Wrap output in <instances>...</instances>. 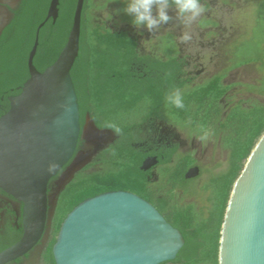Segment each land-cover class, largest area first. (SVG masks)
Here are the masks:
<instances>
[{"label": "water", "instance_id": "95a60500", "mask_svg": "<svg viewBox=\"0 0 264 264\" xmlns=\"http://www.w3.org/2000/svg\"><path fill=\"white\" fill-rule=\"evenodd\" d=\"M20 0H0L14 8ZM59 0H50L45 20L35 31L27 55L28 78L9 98L0 117V188L23 204L22 236L0 252V264L27 253L47 225V183L69 162L56 182L57 191L85 167L110 130L98 129L87 115L80 130L77 96L70 69L78 55L83 0H76L66 42L43 71L33 65L38 31L58 16ZM10 12L0 5V33ZM79 138L93 149L75 153ZM198 174L193 167L185 174ZM184 244L181 233L149 203L124 191H110L77 204L61 222L51 248L54 264H161L174 260ZM218 264H264V133L235 179L223 214Z\"/></svg>", "mask_w": 264, "mask_h": 264}, {"label": "trees", "instance_id": "16d2710c", "mask_svg": "<svg viewBox=\"0 0 264 264\" xmlns=\"http://www.w3.org/2000/svg\"><path fill=\"white\" fill-rule=\"evenodd\" d=\"M48 3L49 0H21L11 22L12 33L7 41L5 58L15 67L14 79L19 85L28 78L27 55L37 26L45 20ZM75 3L76 0H59L56 20H46L39 29L32 62L38 71L51 65L65 44ZM173 5L169 0V6ZM86 7L83 2L78 55L70 69L79 117L81 120L88 111L98 126L115 130L120 135V142L107 152L109 156L102 158L107 164L102 172H78L66 186L54 214L53 234L65 215L82 200L107 190L129 189L138 183L141 178L137 166L142 157L130 146L131 129L145 119L174 116L189 126L211 127L220 134L221 146L227 150V163L223 172L211 176L203 186L208 192L204 216L200 217L192 205L173 208L165 215L181 233L184 244L174 260L161 264H218L219 232L226 203L249 153L264 133V104L250 103L244 107L236 103L221 117L223 109L219 101L230 86L221 83L222 75L219 74L182 90L184 107L176 108L166 97L174 89L182 88L184 83L180 79L182 65L174 55L170 36L166 38L165 47L169 50H165L164 60L141 56L125 32H110L92 26ZM260 15L263 25L258 46L245 49L256 54H244L241 60L235 61L237 52L233 46L228 69L264 62V6ZM258 89L264 95V81ZM182 164L176 165L175 178L182 176ZM48 260L53 264L51 256Z\"/></svg>", "mask_w": 264, "mask_h": 264}, {"label": "flooded vegetation", "instance_id": "af4514ba", "mask_svg": "<svg viewBox=\"0 0 264 264\" xmlns=\"http://www.w3.org/2000/svg\"><path fill=\"white\" fill-rule=\"evenodd\" d=\"M83 2L87 6L86 11L88 13L89 23L92 26L102 28L103 30H109L110 32H125L134 41L136 52L141 56H148L150 58H158L164 60L166 58L165 50L169 49V47L166 48L165 45L168 41V36H170L169 38L174 46V55L182 65V75L180 76V79L184 83V85L182 88H179L180 92L182 90L197 86L192 84L195 76L197 75H192L187 68V60L190 58L186 57L185 53L182 52L181 46L176 42L175 38L171 34L155 33L152 31V29L149 30L148 28H146L144 24H133L134 14L128 13L126 11L127 5L131 2V0H83ZM205 2L206 0L200 1L202 5H205ZM20 3L21 0L14 8H11L5 4H0L10 12V20L0 33V117L9 109V98L17 95L20 92V88L22 86L19 85L14 79L16 72L15 67L13 68L12 63L10 64V61L7 62V59L5 58L7 41H9L12 33H10L11 22L15 17L16 11L19 9ZM122 5H124L125 8H123ZM112 6L115 7V12L119 13L117 16V20H119L118 23H115L114 20H112V23L106 20L92 22V11L98 9L105 10L109 9ZM171 8L176 9L175 5L168 7V9ZM125 14H129V16L131 15L130 17L132 18L127 19L125 17ZM199 26L205 29L208 33H211L213 32V28L215 27V22L211 20L209 16H206L205 20H201L199 22ZM142 34H151L152 37H156V42H154V45L152 46V49L154 51L145 49L141 40ZM230 70L226 68L220 73L222 75L221 83L225 86L227 85L224 84V77L225 74ZM16 92L18 93L16 94ZM225 97L226 95L219 101L222 105V109L225 107L222 104V101ZM87 115L92 119L98 129L110 130L113 132L114 137L111 141H108L107 143H104V145L100 146V149L97 150L91 161L78 172H102L107 166V164L103 162L102 158L109 156V153L107 152L112 147H116L119 144L120 135L112 128L98 126L88 111H85L81 120L79 117L80 130L83 129V126L85 124V117ZM223 115L224 111H222L221 117H223ZM139 120L140 119H137V121ZM165 125L171 126V130H167L164 127ZM204 131H208L209 137L216 140L218 142L217 144H219L220 148H222L219 142L220 134H217V132L215 133L214 130L211 129V127L199 129V127L196 125L189 126L187 123L179 125L169 121L166 118H149L140 121V124L137 127H133L131 129L130 146H132V148L136 150L142 157L139 165L137 166L140 173L139 177L141 178V180L135 185L130 186L129 189L107 190L105 192L124 191L134 194L153 206L165 220V215L168 214L173 208H181L188 205L193 206L192 203L181 204L179 203V201L181 200L182 196L186 194V192H189V190H187V185L191 182L196 185V180L201 175L202 169L197 164V160L194 156L193 146L196 140H199V142L202 141L200 137L203 135ZM179 132L183 134L184 138H181L179 134H177ZM188 140L190 142L191 148L187 150L185 149V146L187 145ZM89 149H93L92 145L84 139L79 138L76 144L75 153L78 151H87ZM181 159L185 160H183L182 162L180 161ZM189 161H191L190 165L186 166ZM69 162L56 174V176L48 180L46 189L47 200L49 203L50 198L55 195V202L54 205L48 206L47 225L40 240L27 253L13 261L7 262L6 264H51V262L48 260L50 256L53 261L51 248L58 233L57 230L55 234H53L54 214L57 208L58 201L61 198L62 193H64L66 186L78 173L76 172L71 181L67 183L62 189L57 191L58 189L56 182L59 179L61 172L68 166ZM178 163H183V172L180 178H175L173 172ZM94 166H97V169L92 170ZM193 167L198 168V174L192 178H185V174L189 169ZM22 212V202L15 199L13 196L4 192L0 188V252L15 244L21 238ZM197 214L200 217L202 216L201 213L197 212ZM166 221L168 222V220ZM52 239L53 242H51ZM48 249L50 251H48Z\"/></svg>", "mask_w": 264, "mask_h": 264}, {"label": "rangeland", "instance_id": "374dc122", "mask_svg": "<svg viewBox=\"0 0 264 264\" xmlns=\"http://www.w3.org/2000/svg\"><path fill=\"white\" fill-rule=\"evenodd\" d=\"M122 6L125 8L124 5ZM203 6L204 12L191 22L187 21V14L180 16L177 9H166L170 16L169 21L162 22L152 28L155 33L171 34L181 46L182 52L190 58L187 60L188 71L192 75H197L192 82L193 85L202 84L211 76L220 74L230 67L233 46L236 47L237 52L235 61L241 60L244 54L255 55L256 52H247L245 49L257 48L263 25V18L260 15L261 7L264 6L263 0H206ZM114 9L115 7L112 6L109 9L92 11V22L106 20L112 23L114 20L115 23H118L119 13H116ZM156 11L154 5L153 16H156ZM130 16L125 14L127 19H131ZM206 16L215 22L211 33L199 26V22L205 20ZM185 32L190 35L191 39L187 41L181 39ZM141 40L146 50L154 51L152 46L156 42V37H152L151 34H142ZM262 81H264V62L245 64L227 72L224 84L230 87L222 101L225 106L222 111H227L230 106L236 103L244 107L250 103L264 104V95L258 89ZM166 119L179 125L184 124L174 116ZM164 127L167 130L172 128L169 125ZM177 134L184 138L181 132ZM217 143L209 135L200 142L199 140L194 142V156L202 172L196 180V185L193 182L187 185L189 192H186L179 201L181 204L192 203L195 211L201 213L202 216L206 214L208 208V192L202 190V187L211 176L226 169L227 151L222 146L220 148ZM190 148L188 140L185 149ZM93 169H97V166H94Z\"/></svg>", "mask_w": 264, "mask_h": 264}, {"label": "clouds", "instance_id": "9594fccd", "mask_svg": "<svg viewBox=\"0 0 264 264\" xmlns=\"http://www.w3.org/2000/svg\"><path fill=\"white\" fill-rule=\"evenodd\" d=\"M178 14L180 16H185L188 22H191L196 17L200 16L204 12L205 8L200 3V0H172ZM156 6V16H153V6ZM169 7V0H131L128 3L126 11L128 13L134 14V25L144 24L146 28L151 30L154 26L159 25L162 22H167L170 19L166 9ZM182 40L191 39L190 35L185 32L181 37ZM168 103L174 105L176 108H183L184 101L183 95L179 89H174L166 97ZM209 135L208 131H204L203 135L200 137L204 140Z\"/></svg>", "mask_w": 264, "mask_h": 264}]
</instances>
